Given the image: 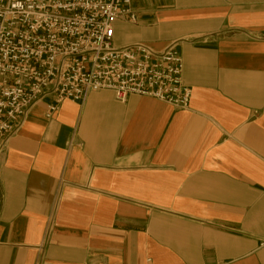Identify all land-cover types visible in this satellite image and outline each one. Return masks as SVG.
I'll use <instances>...</instances> for the list:
<instances>
[{
	"label": "crops",
	"instance_id": "1",
	"mask_svg": "<svg viewBox=\"0 0 264 264\" xmlns=\"http://www.w3.org/2000/svg\"><path fill=\"white\" fill-rule=\"evenodd\" d=\"M113 44L175 43L187 110L32 107L0 156V264H264V0H137Z\"/></svg>",
	"mask_w": 264,
	"mask_h": 264
},
{
	"label": "built area",
	"instance_id": "2",
	"mask_svg": "<svg viewBox=\"0 0 264 264\" xmlns=\"http://www.w3.org/2000/svg\"><path fill=\"white\" fill-rule=\"evenodd\" d=\"M135 1L0 0V156L41 101L46 118L99 91L119 103L133 95L188 109L175 43L160 52L113 44L114 22L136 21Z\"/></svg>",
	"mask_w": 264,
	"mask_h": 264
}]
</instances>
